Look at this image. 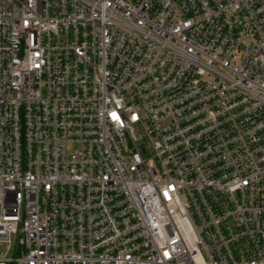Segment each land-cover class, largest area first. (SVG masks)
Here are the masks:
<instances>
[{"label":"built area","instance_id":"obj_1","mask_svg":"<svg viewBox=\"0 0 264 264\" xmlns=\"http://www.w3.org/2000/svg\"><path fill=\"white\" fill-rule=\"evenodd\" d=\"M0 264H264V0H0Z\"/></svg>","mask_w":264,"mask_h":264},{"label":"rangeland","instance_id":"obj_2","mask_svg":"<svg viewBox=\"0 0 264 264\" xmlns=\"http://www.w3.org/2000/svg\"><path fill=\"white\" fill-rule=\"evenodd\" d=\"M5 254L6 258H12L13 256V248L7 249V243L4 241H0V257Z\"/></svg>","mask_w":264,"mask_h":264}]
</instances>
